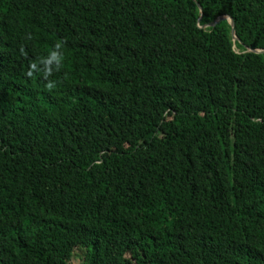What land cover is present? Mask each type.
I'll use <instances>...</instances> for the list:
<instances>
[{
    "label": "trees",
    "instance_id": "trees-1",
    "mask_svg": "<svg viewBox=\"0 0 264 264\" xmlns=\"http://www.w3.org/2000/svg\"><path fill=\"white\" fill-rule=\"evenodd\" d=\"M252 48L264 0H0V264H264Z\"/></svg>",
    "mask_w": 264,
    "mask_h": 264
},
{
    "label": "clouds",
    "instance_id": "clouds-1",
    "mask_svg": "<svg viewBox=\"0 0 264 264\" xmlns=\"http://www.w3.org/2000/svg\"><path fill=\"white\" fill-rule=\"evenodd\" d=\"M62 44H63L62 41H57L56 44L53 46L52 51H50L47 56L40 58V60H44L45 62V71L43 73L44 75H48V73L51 71V69H49L47 65L52 64L53 61H55L53 67H55L56 70H59L63 57V53L61 51ZM35 67H36V63L35 62L31 63L26 71V75L32 76L33 75L32 69H34ZM54 84H55L54 81L49 80L46 86L52 88L54 87Z\"/></svg>",
    "mask_w": 264,
    "mask_h": 264
},
{
    "label": "water",
    "instance_id": "water-1",
    "mask_svg": "<svg viewBox=\"0 0 264 264\" xmlns=\"http://www.w3.org/2000/svg\"><path fill=\"white\" fill-rule=\"evenodd\" d=\"M227 18L226 16H220L217 18V20L215 21V23H217L219 20H222V19H225ZM231 25H232V35H233V40L236 41L237 40V35H236V32H235V29H234V24L231 20H229ZM214 23V24H215ZM250 51H255V52H260V51H264V49H258V48H252V49H249Z\"/></svg>",
    "mask_w": 264,
    "mask_h": 264
},
{
    "label": "rangeland",
    "instance_id": "rangeland-1",
    "mask_svg": "<svg viewBox=\"0 0 264 264\" xmlns=\"http://www.w3.org/2000/svg\"><path fill=\"white\" fill-rule=\"evenodd\" d=\"M73 264H76V262L74 261Z\"/></svg>",
    "mask_w": 264,
    "mask_h": 264
}]
</instances>
